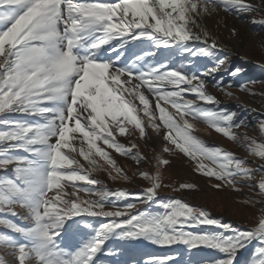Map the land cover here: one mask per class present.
Masks as SVG:
<instances>
[{"label":"snow or ice","instance_id":"1","mask_svg":"<svg viewBox=\"0 0 264 264\" xmlns=\"http://www.w3.org/2000/svg\"><path fill=\"white\" fill-rule=\"evenodd\" d=\"M218 7L237 14L257 11L248 0H0V115L32 117L0 119L4 126L0 130V170L7 171L9 166L13 170L11 177H0V213L26 222L21 226L0 218V225L19 237L0 233V264H105L97 259L100 253L117 257L116 264H120L123 250L105 248L113 238L147 240L158 246L183 244L189 252L207 248L221 254L202 264H237L241 250L257 242L250 264H264V207L256 225L242 230L180 199L160 201L162 213L137 211L135 202L122 208L115 202L109 204L112 197L154 202L161 177L147 170L139 175L150 186L139 193L112 191L92 178L99 170L95 158L99 156L117 174L109 172L111 179H131L108 149L139 165L146 158L132 140L130 128L144 138L150 127L162 133L166 142L163 153H183L196 162L198 172L237 191L240 180L248 181L247 187L258 189L256 195L264 197V163L253 167L245 158L208 144L193 134V125L185 119L206 123L264 160V142L234 131L247 127L246 122L236 121L237 113L221 108L208 91V78L215 80L216 73L228 69L227 57L217 58L223 46L200 23ZM252 22L264 25V19L253 18ZM232 34H236L235 28ZM134 41L144 47L129 60L124 50ZM197 43L202 46L193 47ZM160 49L207 57L213 66L199 74L188 70L191 61L169 67L172 57H158ZM240 71L237 68L230 75ZM213 86L223 90V78ZM142 89L155 97V110ZM241 89L248 90L247 85ZM165 104L176 110L182 124ZM260 130L264 132V120ZM169 163L163 155L157 157V168ZM258 173L254 185L250 181ZM77 182L88 186L80 187ZM67 186L74 191L67 192ZM195 187L180 184L176 190ZM81 192L96 198L81 199ZM69 195L74 198L66 199ZM244 203L264 205V200L250 197ZM77 217L111 219L98 225L80 221V234L90 229V237L78 247L62 246L65 225ZM191 228L201 230L189 231ZM173 260V256H149L145 264H171Z\"/></svg>","mask_w":264,"mask_h":264},{"label":"rangeland","instance_id":"2","mask_svg":"<svg viewBox=\"0 0 264 264\" xmlns=\"http://www.w3.org/2000/svg\"><path fill=\"white\" fill-rule=\"evenodd\" d=\"M249 3L256 6L257 11L237 14L235 12H227L223 8H217V11L212 15H205L201 20L206 29L215 37L220 45L223 46L221 51L217 52V58L223 59L227 57L228 69L227 71L221 70L215 74V80L223 78V90L214 87L215 80L211 77L208 78V91L217 97L220 101L221 108H228L235 111L237 116L234 118L236 121L243 120L246 122L247 127L242 126L234 131L239 134L247 133L250 137L254 138L257 142H264V132L260 130V122L264 120V25L253 23V18L259 20L264 19V0H248ZM236 29V34H232V29ZM115 44L118 41H114ZM199 43L193 47H201ZM144 45L139 41L131 42L125 51V57L129 60L139 54ZM148 50H152L149 48ZM161 54L164 56H171L169 67H178L181 62L189 64V71H196L197 74L205 68L212 67L213 61L207 57H193L190 53L180 55L173 52L171 49H160L157 56ZM241 69L236 75H230L231 71ZM135 82V81H134ZM229 83L231 86L229 87ZM247 85L248 90H242L241 86ZM145 94L149 99L155 97L151 96L146 89ZM231 92L232 95H227ZM187 99H195L194 96H186ZM199 102V101H198ZM139 104V101H137ZM163 104V102H161ZM168 111L175 115L178 123H183L180 115L170 104H165ZM214 107L213 105H207ZM142 107V105H141ZM158 115V111H157ZM32 119V117L21 116L15 114L13 116L0 115V119ZM193 125V134L205 140L208 144L213 146L222 147L228 151L235 153L241 158H245L249 164L255 167L258 164L264 163L259 157L252 155L240 144L233 142L231 139L225 137L223 134L216 132L213 128L209 127L206 123L200 120H192L191 117H185ZM4 126L0 125V130ZM131 138L139 146L140 152L146 158L145 161L139 165L129 157L122 156L115 153L114 150L108 149L112 157L116 159L117 164L127 173L131 179L125 180L117 177L113 180L109 176L117 175L112 167L101 157H95L98 161L99 170L92 173V178L99 179L111 189L116 191L118 189L127 190L129 193L142 192L149 185V182L143 179L139 172L147 170L152 175H160L161 187L158 190L159 194L154 202L149 204H141L133 198L116 199L110 198L109 204L115 202L117 207L122 208L127 203H137V211H150L153 213H162L164 209L160 207V201H169L180 199L193 207H198L210 213L212 218L222 219L225 223H232L242 230H247L254 227L260 217L261 208L264 205H251L246 204L244 201L250 197L264 200V197L257 196L258 189L247 187L248 181L240 180L237 187L239 191L234 190L231 185L223 184V182L210 178L196 170V162L192 161L189 157L178 151L172 153H163L165 141L162 139V133L158 134L150 127H146L147 135L141 138L138 130L130 128ZM121 142L129 144L130 141L125 137H117ZM103 147V145L101 144ZM171 147V145H169ZM163 155L164 159L170 161L169 165L157 168V157ZM79 158V157H78ZM81 162L87 168L88 162ZM209 165L208 161H204ZM13 175L12 167L9 166L7 171L0 170V177H11ZM260 174H257L255 180L250 181L252 184L258 183ZM239 179V178H237ZM191 183L196 185L193 189H180V184ZM222 184L217 189L214 187L216 184ZM78 186H88L85 182H77ZM96 187H100L99 185ZM66 191L71 193L74 189L70 186L66 187ZM49 195H52L50 193ZM81 199H95L96 197H89L83 192L79 193ZM66 199H73L71 195L65 197ZM106 210L108 207L106 206ZM18 213L23 214L24 209L17 208ZM0 218L11 219L21 226H26L25 221H21L16 216L0 213ZM111 218L101 217H77L74 220H69L65 225L66 232L64 233V240L62 246H76L87 240L91 235L90 229H84L83 234L81 229L83 225L80 221H87L94 225L100 222H108ZM204 230L219 231L220 229L214 226H201ZM201 228H191L189 231H200ZM0 233H8L11 235L18 234L11 233L5 226L0 225ZM257 242L248 245L246 249L241 250L237 256V264H250V261L258 247ZM105 248H120L123 250V255L119 257L120 264H145L149 256H173L174 260L171 264H202L204 260L219 259L221 254L216 253L211 249H195L189 252L187 246L183 244H174L171 246H158L149 243L147 240L143 241H122L118 239H111L105 245ZM11 259V257H9ZM97 259L102 260L105 264H116L117 257L108 256L105 253L98 254Z\"/></svg>","mask_w":264,"mask_h":264},{"label":"bare ground","instance_id":"3","mask_svg":"<svg viewBox=\"0 0 264 264\" xmlns=\"http://www.w3.org/2000/svg\"><path fill=\"white\" fill-rule=\"evenodd\" d=\"M113 44H115V42L113 41ZM105 47H108V46H105ZM105 56L107 57V53H105ZM153 103H152V107L153 109L155 110V103L153 101V99H150Z\"/></svg>","mask_w":264,"mask_h":264}]
</instances>
